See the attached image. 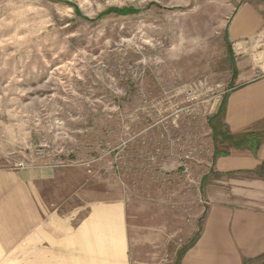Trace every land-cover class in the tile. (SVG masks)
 Segmentation results:
<instances>
[{
  "label": "rangeland",
  "instance_id": "1",
  "mask_svg": "<svg viewBox=\"0 0 264 264\" xmlns=\"http://www.w3.org/2000/svg\"><path fill=\"white\" fill-rule=\"evenodd\" d=\"M244 1L0 0V166L83 164L131 222L188 234Z\"/></svg>",
  "mask_w": 264,
  "mask_h": 264
},
{
  "label": "crops",
  "instance_id": "2",
  "mask_svg": "<svg viewBox=\"0 0 264 264\" xmlns=\"http://www.w3.org/2000/svg\"><path fill=\"white\" fill-rule=\"evenodd\" d=\"M225 39L202 221L131 222L83 164L0 166V264H264V0L242 3Z\"/></svg>",
  "mask_w": 264,
  "mask_h": 264
}]
</instances>
